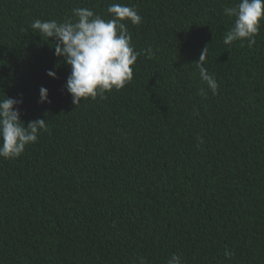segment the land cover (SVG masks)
<instances>
[{"label": "trees", "instance_id": "1", "mask_svg": "<svg viewBox=\"0 0 264 264\" xmlns=\"http://www.w3.org/2000/svg\"><path fill=\"white\" fill-rule=\"evenodd\" d=\"M238 2L0 0V100H22L25 126L46 122L0 158V264H264V21L252 48L225 45ZM112 3L137 9L132 44L154 55L121 90L74 105L55 38L31 25L77 7L109 19ZM206 46L216 95L195 65Z\"/></svg>", "mask_w": 264, "mask_h": 264}, {"label": "clouds", "instance_id": "2", "mask_svg": "<svg viewBox=\"0 0 264 264\" xmlns=\"http://www.w3.org/2000/svg\"><path fill=\"white\" fill-rule=\"evenodd\" d=\"M107 12L111 18L104 19L89 8H74L73 17L63 22L36 19L31 27L40 37L55 38L54 52L71 69L65 89L72 96L74 105L97 96L105 99V93L121 90L133 78V65L141 55L149 59L154 55L151 46L137 51L132 44L131 34L125 21L139 25L142 17L135 7L112 3ZM224 15L234 18L232 27L226 32L223 43L231 45L236 41L247 40L252 48L260 24L264 21V0H239L234 6L225 7ZM208 54L206 46L195 63L201 81L213 95L218 93L219 85L215 77L204 66ZM59 66V65H58ZM47 75L53 79L56 73L49 70ZM198 95L207 96L205 88ZM48 91L40 88L41 102H47ZM22 100L6 97L0 100V158H18L29 144L38 140L42 130H46L43 119L31 121L25 126L20 119L18 105ZM232 254L225 252L226 257ZM140 264H146L140 259ZM167 264H182L181 257L173 254Z\"/></svg>", "mask_w": 264, "mask_h": 264}]
</instances>
